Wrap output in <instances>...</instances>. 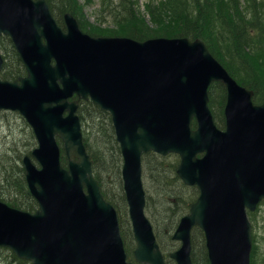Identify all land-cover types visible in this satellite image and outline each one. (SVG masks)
I'll return each mask as SVG.
<instances>
[{
    "label": "water",
    "instance_id": "water-1",
    "mask_svg": "<svg viewBox=\"0 0 264 264\" xmlns=\"http://www.w3.org/2000/svg\"><path fill=\"white\" fill-rule=\"evenodd\" d=\"M64 22L66 30L47 0H0V36L11 37L27 71L17 81L0 79V113L18 112L35 134L38 147L23 166L39 205L29 213L0 200V248L30 264H135L84 144L78 110L85 101L112 119L138 264H166L145 212L149 152L178 155V177L200 191L173 235L180 247L170 258L192 264L199 228L210 264H251L249 212L264 201V103H254V92L202 39L95 37L70 13ZM3 65L0 53V71ZM213 83L227 89L224 129L209 107Z\"/></svg>",
    "mask_w": 264,
    "mask_h": 264
},
{
    "label": "trees",
    "instance_id": "trees-1",
    "mask_svg": "<svg viewBox=\"0 0 264 264\" xmlns=\"http://www.w3.org/2000/svg\"><path fill=\"white\" fill-rule=\"evenodd\" d=\"M58 24L64 29V15L71 13L79 20L83 30L94 36L81 22L79 0H47ZM89 4L93 0H85ZM113 2H115L113 0ZM139 0H124L121 9L126 15L118 22L121 33L136 41L151 38L202 39L214 57L245 88L254 91V102H264V0H163L158 5L148 6L157 31L148 29L139 20ZM5 53L4 70L0 78L10 81L27 75L25 66L11 43L0 42ZM210 108L220 129L225 128V106L227 90L220 83L209 89ZM79 117L83 126L84 144L94 161V175L98 180L103 197L117 210L120 218L121 235L129 259L134 261L136 246L124 192L122 178L123 158L116 140L111 116L92 102H81ZM195 123L193 127H195ZM30 149L36 148L33 131ZM33 150V149H32ZM19 148L13 153L0 152V200L10 207L35 213L38 202L32 196L26 181L23 158ZM32 152V151H31ZM29 154V153H28ZM170 159V160H169ZM180 158L177 155L159 156L153 152L143 156V181L145 189L150 185L152 197L147 194L146 213L153 223L155 234L167 264H175L169 255L176 250L178 243L172 234L190 206L199 197V189L185 185L177 175ZM62 163L67 167L66 157ZM202 237L200 259H197L193 240L192 264H210L205 245V237L200 229H194ZM254 238H256L254 236ZM194 239V238H193ZM256 239H254L251 264H256ZM7 260L0 264H30L19 259L9 249ZM264 263V258L259 259Z\"/></svg>",
    "mask_w": 264,
    "mask_h": 264
},
{
    "label": "rangeland",
    "instance_id": "rangeland-1",
    "mask_svg": "<svg viewBox=\"0 0 264 264\" xmlns=\"http://www.w3.org/2000/svg\"><path fill=\"white\" fill-rule=\"evenodd\" d=\"M79 1L83 7L80 10V19L86 29L97 34L102 33V36H118V33H121V26L118 25V22L126 15L120 7L121 2L124 0H114L115 2L113 0H93L91 4L85 0ZM162 1L139 0L137 5L139 9L137 11L140 14L139 20L143 21L148 29L154 31L159 29L152 22L153 17L148 11V6H156ZM31 132L32 128L19 113L11 111L1 112L0 152L8 151L13 153L16 148H19V150H22L21 155L25 156L28 153L30 154L35 149L27 150L28 148L30 149L32 145L31 141H33ZM147 186L148 195L152 197L151 194L154 195V190L151 188V183ZM249 219L253 226V243L254 239H256V264H264L259 260L264 258V203L259 205L255 213L249 214ZM193 238L195 254L197 259H200L201 248L203 246L202 237L195 233ZM7 254L9 255L8 251H2L0 253V262L7 260Z\"/></svg>",
    "mask_w": 264,
    "mask_h": 264
},
{
    "label": "flooded vegetation",
    "instance_id": "flooded-vegetation-1",
    "mask_svg": "<svg viewBox=\"0 0 264 264\" xmlns=\"http://www.w3.org/2000/svg\"><path fill=\"white\" fill-rule=\"evenodd\" d=\"M0 41L6 42V43H12L11 39L9 37L2 36L0 37Z\"/></svg>",
    "mask_w": 264,
    "mask_h": 264
}]
</instances>
